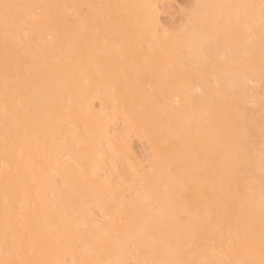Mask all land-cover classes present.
Wrapping results in <instances>:
<instances>
[{
	"label": "snow or ice",
	"instance_id": "6c2138e0",
	"mask_svg": "<svg viewBox=\"0 0 264 264\" xmlns=\"http://www.w3.org/2000/svg\"><path fill=\"white\" fill-rule=\"evenodd\" d=\"M160 7L0 0V264H130L122 248L105 241L145 232L152 258L136 264H264V0H178L164 13ZM133 17L149 53L167 51L206 69L217 89L226 84L232 116L201 112L188 124L157 126L117 101L115 119L123 126L113 133L100 122L99 146L125 144L136 134L146 157L102 173L97 195L60 207L84 231L72 234L62 258H52L33 218L38 202L59 204L68 185L48 171L51 154L37 133L41 96L69 64L113 49L122 59L121 29ZM153 103L167 108L166 99ZM160 127L168 129L164 145L179 139V153L162 150ZM131 205H139L135 217Z\"/></svg>",
	"mask_w": 264,
	"mask_h": 264
},
{
	"label": "bare ground",
	"instance_id": "6f19581e",
	"mask_svg": "<svg viewBox=\"0 0 264 264\" xmlns=\"http://www.w3.org/2000/svg\"><path fill=\"white\" fill-rule=\"evenodd\" d=\"M29 3H152L160 5L159 11H167L166 5L177 0H22ZM213 2V0H205ZM138 29L134 17L129 18L121 29L123 58H117L113 49L110 55H92L84 64H69L57 77L55 87L41 96L43 114L37 113L41 126L37 129L42 145L51 154L48 171L64 177L68 185L62 190L59 204L45 200L37 203L34 225L40 229L43 247L52 258L60 255L65 244L75 232L84 229L71 220L70 214L61 216L59 209L66 210L78 205L85 197L97 195V189L104 184L102 173L111 174L116 169L123 170L129 162L146 157V146L142 138L133 134L125 144L105 142L99 146L94 132L100 122L119 132L123 120L115 119L117 101L134 113L138 120L155 122L162 126L167 121L188 124L199 113L207 112L210 118L232 116V94L226 86L217 89L210 73L196 64L176 61L167 51L156 49L149 53L137 38ZM4 51L0 47V61ZM147 57V62L145 61ZM142 73L136 79L137 73ZM125 76L127 79H125ZM115 89V90H114ZM166 99L167 108L161 110L153 103L156 99ZM249 115H252L251 113ZM258 120L259 113H255ZM162 150L181 149L179 139L168 140V129L160 127L156 137ZM114 149L121 153L115 155ZM3 158L0 145V159ZM58 161V163H57ZM23 184L29 183L22 178ZM3 177L0 175V187ZM177 186V191H179ZM139 205L128 206L127 212L135 217ZM155 234L154 229L152 230ZM111 248L121 249L123 257L130 264L150 260L151 241L148 233L126 237L116 233L105 241Z\"/></svg>",
	"mask_w": 264,
	"mask_h": 264
},
{
	"label": "rangeland",
	"instance_id": "374dc122",
	"mask_svg": "<svg viewBox=\"0 0 264 264\" xmlns=\"http://www.w3.org/2000/svg\"><path fill=\"white\" fill-rule=\"evenodd\" d=\"M178 1V0H177Z\"/></svg>",
	"mask_w": 264,
	"mask_h": 264
}]
</instances>
